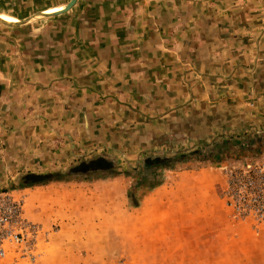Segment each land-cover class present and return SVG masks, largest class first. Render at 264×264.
<instances>
[{
    "label": "rangeland",
    "instance_id": "374dc122",
    "mask_svg": "<svg viewBox=\"0 0 264 264\" xmlns=\"http://www.w3.org/2000/svg\"><path fill=\"white\" fill-rule=\"evenodd\" d=\"M67 1L0 0V13ZM140 2L0 23V194L66 183L80 206L65 226L36 222L49 233L33 261H0L99 244L113 249L106 264H129L123 234L150 191L205 170L224 204L221 167L264 158V0Z\"/></svg>",
    "mask_w": 264,
    "mask_h": 264
},
{
    "label": "crops",
    "instance_id": "0c3cea01",
    "mask_svg": "<svg viewBox=\"0 0 264 264\" xmlns=\"http://www.w3.org/2000/svg\"><path fill=\"white\" fill-rule=\"evenodd\" d=\"M79 1L74 3L76 10L84 1L88 2L86 10L96 9L95 12H111L120 4L123 10L144 9L140 0ZM217 178V173L205 170L180 172L173 182L166 186L164 183L143 197L137 233L123 234L122 252L128 263L135 260L138 264H264V224L254 230L249 223L233 220L216 194ZM67 187L66 183L51 182L13 189L7 194L13 198L22 195L23 215L27 219L43 224L58 220L65 226L67 219H76L80 210L77 192H69ZM109 230L106 234L110 236ZM136 234V239L132 238L136 246L132 247L131 236ZM66 248L58 245L45 258L30 264H106L113 257L109 245L94 244L91 254L86 256L82 250H67V254ZM75 251L79 255L73 254ZM10 263L8 258L0 261Z\"/></svg>",
    "mask_w": 264,
    "mask_h": 264
},
{
    "label": "built area",
    "instance_id": "2783aa9c",
    "mask_svg": "<svg viewBox=\"0 0 264 264\" xmlns=\"http://www.w3.org/2000/svg\"><path fill=\"white\" fill-rule=\"evenodd\" d=\"M221 197L235 221L248 222L254 229L264 224V158L221 167ZM49 231L23 216L21 197L0 194V258L33 261L38 243L46 241Z\"/></svg>",
    "mask_w": 264,
    "mask_h": 264
},
{
    "label": "water",
    "instance_id": "95a60500",
    "mask_svg": "<svg viewBox=\"0 0 264 264\" xmlns=\"http://www.w3.org/2000/svg\"><path fill=\"white\" fill-rule=\"evenodd\" d=\"M75 1L76 0H68L63 6H61L57 10H54V11H48V10L37 11V12L32 13L26 17L21 18V19H16V21H14V22H7L5 20L0 19V23H3V24L8 25V26L16 27V26L24 25L28 22L51 18L55 15L64 13L67 10H69L70 7L75 3Z\"/></svg>",
    "mask_w": 264,
    "mask_h": 264
},
{
    "label": "bare ground",
    "instance_id": "6f19581e",
    "mask_svg": "<svg viewBox=\"0 0 264 264\" xmlns=\"http://www.w3.org/2000/svg\"><path fill=\"white\" fill-rule=\"evenodd\" d=\"M60 7H54V8H50L48 9V11H54L59 9ZM0 19L5 20L7 22H14L16 21V18L7 14H0Z\"/></svg>",
    "mask_w": 264,
    "mask_h": 264
},
{
    "label": "trees",
    "instance_id": "16d2710c",
    "mask_svg": "<svg viewBox=\"0 0 264 264\" xmlns=\"http://www.w3.org/2000/svg\"><path fill=\"white\" fill-rule=\"evenodd\" d=\"M145 182H146V179H143V178H142L140 181H138V184H139V185H143V184H145ZM152 182H153L154 184L156 183L155 180H153Z\"/></svg>",
    "mask_w": 264,
    "mask_h": 264
}]
</instances>
